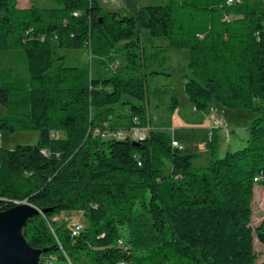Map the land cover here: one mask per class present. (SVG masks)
I'll return each mask as SVG.
<instances>
[{"label": "trees", "instance_id": "1", "mask_svg": "<svg viewBox=\"0 0 264 264\" xmlns=\"http://www.w3.org/2000/svg\"><path fill=\"white\" fill-rule=\"evenodd\" d=\"M52 1L0 0V58L9 56L0 131L39 132L33 145H0V212L39 209L22 227L43 251L38 264H255V236L264 245V217L252 225L254 178L264 176V0H166L132 15L100 0ZM143 30L168 46L147 50ZM81 48L89 64L69 65L61 50ZM170 48L190 52L182 78L196 111L217 102L257 113L245 147L217 157L213 129L212 158L199 168L195 153L150 127L147 103L170 84L152 89L149 75L170 76ZM116 60L125 65L113 69ZM178 104L172 97L170 112ZM118 131L126 137H110ZM71 212L87 220L78 234L58 219Z\"/></svg>", "mask_w": 264, "mask_h": 264}, {"label": "rangeland", "instance_id": "2", "mask_svg": "<svg viewBox=\"0 0 264 264\" xmlns=\"http://www.w3.org/2000/svg\"><path fill=\"white\" fill-rule=\"evenodd\" d=\"M105 10L115 11L121 15H132L139 6L163 4L166 0H100ZM32 3L40 7H52L56 4L52 0H17L19 7H29ZM142 44L147 50L154 48H165L168 46V40L162 36H152L147 30H143ZM67 57L69 65L86 66L90 62V52L87 48L81 49H64L61 50ZM170 57L167 64V72L170 76L162 74L149 75V84L152 89L159 87L165 89L164 85L170 84L168 93H163L160 97H152L147 103L148 116L151 122V128L163 130L173 135L178 140L185 142H193L195 146L189 149V152H196L194 166L202 168L209 164L212 156L208 153L206 145L209 136L207 131L194 130L193 126L198 118V111L195 110L189 101L183 85V74L188 71V63L190 61V52L186 48H170L167 53ZM9 62L8 55H2L0 58V66L5 62ZM15 61L18 70L24 74V65L21 57ZM125 65V61L116 60L113 64V69H120ZM164 71V69H161ZM166 71V70H165ZM176 97L179 101L178 107L170 112L171 98ZM223 110L220 115L222 124H228L231 131L229 139L226 140L225 134L221 133L219 138V151L217 157H223L229 151L241 149L247 145L249 138L248 127L257 113L250 109H229L217 103ZM5 108L0 105V113H3ZM173 126L172 128H169ZM144 132V131H143ZM39 132L37 130L8 132L0 131V143L7 148H14L17 145L36 144L38 142ZM184 146V145H183ZM185 148V147H184ZM186 150V149H183ZM253 216L252 225L256 226L264 217V188L261 184L256 183L254 188V199L252 203ZM68 218L71 223L86 224L87 220L83 212L62 213L58 219ZM123 232L126 233L127 227H124ZM255 250L258 253V259L255 264H264V245L261 244L257 237L254 240ZM55 262V261H54ZM54 264H74L72 261H59ZM82 264H88L85 259Z\"/></svg>", "mask_w": 264, "mask_h": 264}, {"label": "water", "instance_id": "3", "mask_svg": "<svg viewBox=\"0 0 264 264\" xmlns=\"http://www.w3.org/2000/svg\"><path fill=\"white\" fill-rule=\"evenodd\" d=\"M40 211L23 202L0 212V264H38L42 250L33 248L22 234V227Z\"/></svg>", "mask_w": 264, "mask_h": 264}, {"label": "crops", "instance_id": "4", "mask_svg": "<svg viewBox=\"0 0 264 264\" xmlns=\"http://www.w3.org/2000/svg\"><path fill=\"white\" fill-rule=\"evenodd\" d=\"M222 113H223V110L219 107V105H217L216 103H214L208 110L203 111V112H198V118L196 120V123L193 126L194 127L193 129L196 130V131H198V130H203V132L204 131H207V133H208L209 136L211 135L210 133L212 132V130L215 129V130H217V133H218L219 138H220L221 137V133H224L225 134V131L229 127V125L223 123L221 125V127H216V126H214L212 117H215L216 119H218L221 122H223L222 121V118L220 117V115ZM172 127L173 126H171L169 128H172ZM59 135L60 136H63V132H59ZM171 137H172V140H175V141H178L179 142V144L182 146V148H181L182 150L183 149H186V150L190 151L189 149H193L195 147L193 145V142L192 143L189 142V144H188V142H185L186 144H184L182 142V140H178L173 135H171ZM209 141H210V137L207 138L206 145H207V143ZM0 145H2V144L0 143ZM207 148H208V146H207ZM207 150H208V153H210L209 148ZM226 150L228 151V148H226ZM192 153H195V155H197L196 152H192Z\"/></svg>", "mask_w": 264, "mask_h": 264}, {"label": "built area", "instance_id": "5", "mask_svg": "<svg viewBox=\"0 0 264 264\" xmlns=\"http://www.w3.org/2000/svg\"><path fill=\"white\" fill-rule=\"evenodd\" d=\"M109 1H113V0H109ZM233 1L234 0H228V2H233ZM226 18H228V17H226ZM212 119H213L214 126L221 127L222 122L220 120L216 119L215 117H212ZM230 133H231L230 129L227 128L225 131V138L227 141L229 140ZM55 134H56V132L53 131L52 135H55ZM132 135L134 138H142L144 136V132L137 129L132 133ZM110 137L125 138L126 134L121 132V131H118V132L110 134ZM173 145L176 147H179L180 149L182 148V146L179 144L178 141L173 140ZM254 181H255V183H261L264 181V176H256L254 178ZM83 227H84V224L74 223V234H78V230H81Z\"/></svg>", "mask_w": 264, "mask_h": 264}]
</instances>
